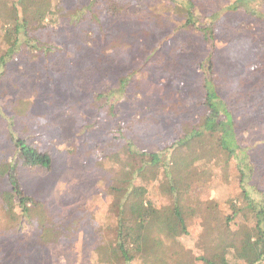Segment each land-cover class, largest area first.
Wrapping results in <instances>:
<instances>
[{
	"label": "rangeland",
	"instance_id": "obj_1",
	"mask_svg": "<svg viewBox=\"0 0 264 264\" xmlns=\"http://www.w3.org/2000/svg\"><path fill=\"white\" fill-rule=\"evenodd\" d=\"M119 1L52 0L49 16L57 21L47 25L48 51L19 54L0 80V168L15 155L13 137L49 151L52 170L21 171V181L53 218L66 213L68 221L67 236L58 243L29 248L32 228L18 210L0 208V264H109L117 256L103 235L114 223L108 188L123 165L122 151L105 162L113 128L105 126V98L97 96L132 73L117 109L128 117L140 113L147 122V130L129 135L133 147L162 152L167 163L196 157L195 168L203 172L202 187L181 201L189 236L168 264H201L198 255L226 264L212 241L229 227L228 203H242L235 163L225 165L208 135L175 153L167 147L182 125L200 123L208 69L238 126L237 159L251 167L245 185L251 190L264 181V21L230 15V0H191L203 22L211 15L217 20L216 47L209 52L196 32L180 28L186 15L178 4L134 0L114 16L106 11L105 5Z\"/></svg>",
	"mask_w": 264,
	"mask_h": 264
},
{
	"label": "trees",
	"instance_id": "obj_2",
	"mask_svg": "<svg viewBox=\"0 0 264 264\" xmlns=\"http://www.w3.org/2000/svg\"><path fill=\"white\" fill-rule=\"evenodd\" d=\"M51 1L0 0V80L7 75L9 64L19 54L29 52L37 57L48 51L49 46L44 41L47 25L57 21L54 16H49ZM132 1L113 2L109 8L105 5V9L114 16L118 11L128 9ZM163 1L179 5L186 15L180 28L196 32L206 49L212 52L218 29L215 16L211 15L203 22L194 14L191 0ZM54 2L59 4V0ZM227 9L240 20L264 21V0H230ZM89 15L95 22L94 15ZM85 20V17L78 18L77 23ZM210 72L208 69L209 75L203 79L200 123L182 125L167 147L175 153L208 135L215 152L223 155L225 165L234 161L241 183L242 203H228L233 213L227 219L229 227L212 243L222 250L226 264H264V181L253 185L251 190L245 185L246 172H250L251 167L247 166L246 160L237 159V151L241 150L238 126L222 102ZM133 75L120 77L117 86L105 88V94L97 96L105 98V116L110 120L105 126L113 128L105 143V162L117 158V153L121 155L119 151H122L123 163L114 172L113 183L108 188L111 200L108 211L114 223L105 229L103 238L106 246L115 248L117 254L109 264H168V257L179 253L180 240L189 236L188 225L180 210L181 201L193 187H202L199 179L203 172H197L195 168L199 162L196 157L172 159L167 163L162 152H140L133 147L129 135H140L142 129L147 130V122L140 113L128 117L117 109ZM13 146L15 155L6 167L0 168V188L6 186L0 192V208L18 210L20 218L32 228L29 248H46L67 236V214L53 218L40 200L26 193L21 171L48 173L53 168V156L38 144L17 136L13 137ZM244 220L253 223V229L250 230ZM230 226L234 228L230 229ZM16 227H20V219ZM196 260L201 264H214L202 255Z\"/></svg>",
	"mask_w": 264,
	"mask_h": 264
}]
</instances>
